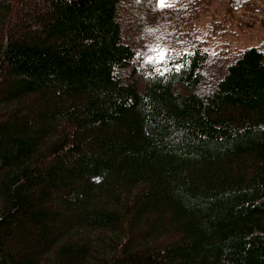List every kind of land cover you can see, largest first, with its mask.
I'll use <instances>...</instances> for the list:
<instances>
[{
  "label": "trees",
  "instance_id": "16d2710c",
  "mask_svg": "<svg viewBox=\"0 0 264 264\" xmlns=\"http://www.w3.org/2000/svg\"><path fill=\"white\" fill-rule=\"evenodd\" d=\"M129 0H0V264H264V50L126 79Z\"/></svg>",
  "mask_w": 264,
  "mask_h": 264
},
{
  "label": "rangeland",
  "instance_id": "374dc122",
  "mask_svg": "<svg viewBox=\"0 0 264 264\" xmlns=\"http://www.w3.org/2000/svg\"><path fill=\"white\" fill-rule=\"evenodd\" d=\"M119 15L124 39L135 49L124 75L140 87L150 64L172 51L200 46L211 53L199 88L207 92L241 50H264V0H129Z\"/></svg>",
  "mask_w": 264,
  "mask_h": 264
},
{
  "label": "snow or ice",
  "instance_id": "6c2138e0",
  "mask_svg": "<svg viewBox=\"0 0 264 264\" xmlns=\"http://www.w3.org/2000/svg\"><path fill=\"white\" fill-rule=\"evenodd\" d=\"M160 55H161V58H163V53H162V52H161V54H160Z\"/></svg>",
  "mask_w": 264,
  "mask_h": 264
}]
</instances>
